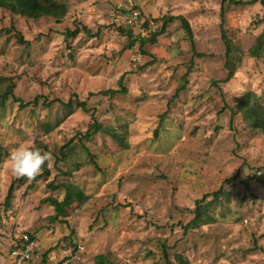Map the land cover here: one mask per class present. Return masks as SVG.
Wrapping results in <instances>:
<instances>
[{
	"label": "rangeland",
	"instance_id": "1",
	"mask_svg": "<svg viewBox=\"0 0 264 264\" xmlns=\"http://www.w3.org/2000/svg\"><path fill=\"white\" fill-rule=\"evenodd\" d=\"M58 1L62 20L0 8V104L9 86L23 100L0 107V264H15L22 234L36 262L81 246L78 264H264V134L241 111L246 97L264 107V54L251 56L261 2L224 5L228 80L223 0ZM170 16L189 22L195 49L180 21L142 47ZM93 116L103 131L84 138ZM21 143L52 153L48 176L11 173ZM64 183L88 199L57 219L45 201H62Z\"/></svg>",
	"mask_w": 264,
	"mask_h": 264
},
{
	"label": "trees",
	"instance_id": "2",
	"mask_svg": "<svg viewBox=\"0 0 264 264\" xmlns=\"http://www.w3.org/2000/svg\"><path fill=\"white\" fill-rule=\"evenodd\" d=\"M261 2V4L264 6V0H249V1H243V0H229V3L236 6H248L253 5L257 2ZM227 0H223V6L221 8V29H222V39L226 44V58H227V65L231 69L230 74L228 76V80H230L233 77V70H234V63L231 61V56L233 54V48L232 45L227 37L226 30H225V8L224 5L227 3ZM0 8L4 9L5 11L23 18H29L32 20H39L42 18L50 17L55 18L57 20H62L67 15V7L60 3L58 0H0ZM175 21H180L184 30L186 31L191 45L193 49H195V42L193 37V31L191 29V26L189 22L183 17V16H170L168 17L162 27V30L160 32H157L152 35L151 38L148 39H141V46H145L148 43H155L157 37L164 34L166 31V27ZM264 24V17L263 22ZM86 34H90V31L87 29L85 30ZM80 33V31L74 30V31H67L66 37H73L77 36ZM18 41L20 43H24L29 45V42H27L21 34H17ZM261 54H264V33L260 36V38L257 41L256 47L251 51L252 57H259ZM186 88L183 86L180 90L177 91V95H179V92L182 90H185ZM125 93V90H123ZM118 93V91L109 90L107 92H103L102 94H115ZM12 97L15 102H18L21 104V107H23V100L20 98H17L14 95L13 92V86H9L6 93L2 97V103L0 104V107L3 106V103L8 98ZM245 100V107L241 108V111L243 113V116L245 118L246 123L255 130H260L264 134V107L263 106H257L255 105L252 107L250 105V100L248 97H246ZM77 105L82 108L83 110H86V103L85 102H76ZM73 102L67 104V107H71ZM94 123L90 126L89 130L86 132V135L84 138H91L94 134L100 133L103 131V126L96 120L95 116H93ZM50 174L49 170L47 169V166L45 165L43 168V175L42 177L48 176ZM16 182V181H15ZM15 182L12 183L10 190L8 192L7 196V204L11 202L14 194V188H15ZM63 187L66 191L65 197L62 201H59L54 198H48L45 202L49 203L52 207H54L56 211L55 218L65 217L67 213V209H69L76 201L80 202V205L84 204L87 201V196L84 195L81 191L77 190L75 186H73L70 183H64L63 185H59L58 188L60 189ZM57 189V188H56ZM222 194V191H218L214 193L216 199L220 197ZM198 209L196 211V218L192 221V225H198L197 220L199 221L201 219V216L204 215V207L201 206V204H198ZM212 220V218H206L204 219V223H208ZM49 254L45 255L44 258H47ZM95 264H112V262L108 259L105 255H100L96 258Z\"/></svg>",
	"mask_w": 264,
	"mask_h": 264
},
{
	"label": "clouds",
	"instance_id": "3",
	"mask_svg": "<svg viewBox=\"0 0 264 264\" xmlns=\"http://www.w3.org/2000/svg\"><path fill=\"white\" fill-rule=\"evenodd\" d=\"M52 160L51 152L21 143L9 154L8 165L15 177L33 180L42 172L46 164L51 166Z\"/></svg>",
	"mask_w": 264,
	"mask_h": 264
},
{
	"label": "built area",
	"instance_id": "4",
	"mask_svg": "<svg viewBox=\"0 0 264 264\" xmlns=\"http://www.w3.org/2000/svg\"><path fill=\"white\" fill-rule=\"evenodd\" d=\"M257 178L264 179V171L257 174ZM20 244H16L11 252V256L15 264H78L80 259L81 246H77L74 250H68L59 256L56 253H51L47 258L42 257L37 262L34 260L37 251V243L29 234H22Z\"/></svg>",
	"mask_w": 264,
	"mask_h": 264
}]
</instances>
